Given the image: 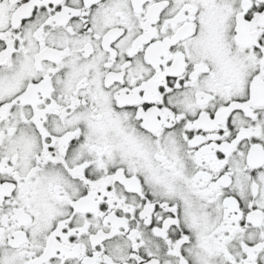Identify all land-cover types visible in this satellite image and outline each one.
<instances>
[{"label": "snow or ice", "instance_id": "snow-or-ice-1", "mask_svg": "<svg viewBox=\"0 0 264 264\" xmlns=\"http://www.w3.org/2000/svg\"><path fill=\"white\" fill-rule=\"evenodd\" d=\"M0 264H264V0H0Z\"/></svg>", "mask_w": 264, "mask_h": 264}]
</instances>
